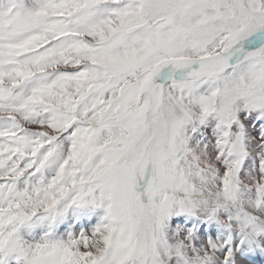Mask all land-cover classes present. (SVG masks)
Returning <instances> with one entry per match:
<instances>
[{"label": "snow or ice", "instance_id": "obj_1", "mask_svg": "<svg viewBox=\"0 0 264 264\" xmlns=\"http://www.w3.org/2000/svg\"><path fill=\"white\" fill-rule=\"evenodd\" d=\"M0 264H264V0H0Z\"/></svg>", "mask_w": 264, "mask_h": 264}]
</instances>
